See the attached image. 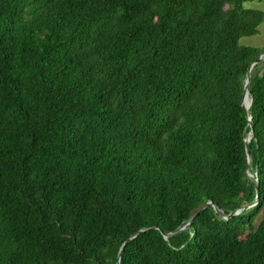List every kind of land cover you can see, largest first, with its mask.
Wrapping results in <instances>:
<instances>
[{
	"label": "trees",
	"instance_id": "16d2710c",
	"mask_svg": "<svg viewBox=\"0 0 264 264\" xmlns=\"http://www.w3.org/2000/svg\"><path fill=\"white\" fill-rule=\"evenodd\" d=\"M253 1L0 0V264H264Z\"/></svg>",
	"mask_w": 264,
	"mask_h": 264
},
{
	"label": "water",
	"instance_id": "95a60500",
	"mask_svg": "<svg viewBox=\"0 0 264 264\" xmlns=\"http://www.w3.org/2000/svg\"><path fill=\"white\" fill-rule=\"evenodd\" d=\"M264 60V53L260 55V57L258 58V60L254 63H252L250 66H249V69L247 71V74H246V78H245V85H244V96H243V100H242V108L245 112V115L247 116V119H248V122H249V125H250V133L247 135V137L245 138V150H246V153H247V161H248V165H250V141L252 140V133H253V124L251 122V117L250 115L247 113V110L248 108H246L244 106V97L246 94L249 95V92H248V88H249V84H250V71L251 69L253 68V66L256 64V63H260ZM251 105V99H250V104H249V107ZM246 175L247 177L249 178V180L251 182L254 183L255 185V189H256V195H255V199L253 202H251L250 204L248 205H245L243 206L242 208H239L237 210H235L234 212L230 213L229 215H224L222 212L219 211V209L217 208V206L213 205V209L215 211V213L222 219H225V220H228L234 216H237L239 214H241L242 212L254 207L257 203H258V198H259V179H258V176H257V171L254 172V174L250 173L248 170L246 171ZM210 205V203H206L201 209H199L195 215L189 220L188 222V225H190V223L204 210L206 209L208 206ZM185 227H182L179 231H182L184 230ZM140 233V232H138ZM138 233L132 235L128 240H130L131 238L135 237ZM169 234H165V238L168 237ZM127 240V241H128ZM123 249V246L121 247V250L118 254V259L120 258V255H121V251ZM118 264V263H117Z\"/></svg>",
	"mask_w": 264,
	"mask_h": 264
},
{
	"label": "rangeland",
	"instance_id": "374dc122",
	"mask_svg": "<svg viewBox=\"0 0 264 264\" xmlns=\"http://www.w3.org/2000/svg\"><path fill=\"white\" fill-rule=\"evenodd\" d=\"M244 7L259 9L264 12V0L247 2L244 4ZM239 43L245 46L264 48V23L258 28V34L251 37L241 38Z\"/></svg>",
	"mask_w": 264,
	"mask_h": 264
},
{
	"label": "bare ground",
	"instance_id": "6f19581e",
	"mask_svg": "<svg viewBox=\"0 0 264 264\" xmlns=\"http://www.w3.org/2000/svg\"><path fill=\"white\" fill-rule=\"evenodd\" d=\"M249 104H250V97H249L248 94H246L245 97H244V106L246 108H249Z\"/></svg>",
	"mask_w": 264,
	"mask_h": 264
}]
</instances>
